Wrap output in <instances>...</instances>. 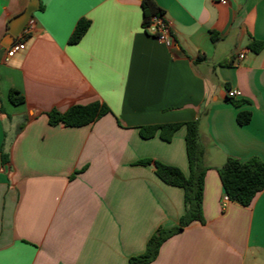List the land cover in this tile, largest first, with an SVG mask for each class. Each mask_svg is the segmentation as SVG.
Listing matches in <instances>:
<instances>
[{
	"label": "crops",
	"instance_id": "0c3cea01",
	"mask_svg": "<svg viewBox=\"0 0 264 264\" xmlns=\"http://www.w3.org/2000/svg\"><path fill=\"white\" fill-rule=\"evenodd\" d=\"M143 1L0 0V264L142 255L158 229L179 225L185 193L139 162L188 176L190 122L209 167L205 222L167 240L151 264H264V191L248 207L231 202L218 173L228 158L264 161V50H251L264 43V0H154L171 47L146 32ZM30 5L35 31L6 60L11 22ZM81 20L90 28L72 45ZM11 90L25 102L14 105ZM229 90L241 97L229 101ZM93 103L110 113L85 127L49 124L53 110ZM168 124L183 125L171 142L141 137Z\"/></svg>",
	"mask_w": 264,
	"mask_h": 264
},
{
	"label": "trees",
	"instance_id": "16d2710c",
	"mask_svg": "<svg viewBox=\"0 0 264 264\" xmlns=\"http://www.w3.org/2000/svg\"><path fill=\"white\" fill-rule=\"evenodd\" d=\"M145 12L144 27L154 16H163V11L154 0H144ZM90 21L81 20L71 38L70 44H78L90 28ZM251 50L260 52L264 50V43L253 41ZM10 100L14 105L23 104L24 97H18V91H10ZM229 101H232L229 99ZM110 113L108 106L93 103L87 106L76 105L64 113L53 110L48 113L51 126L63 125L69 128H79L91 125ZM240 125H248L251 121L250 113H241L237 117ZM181 124H168L162 126L143 127L140 130L143 139H151L159 134L163 141L171 142L175 132ZM187 127L186 149L190 174L185 175L181 169L169 166L156 160H143L140 165L153 166L158 178L165 184L182 188L185 193V214L180 219L177 227L171 229L160 228L148 241L146 251L130 259L129 264H151L159 256L162 245L182 232L186 227L195 222L204 223L203 200L205 178L209 167L205 163V150L200 143V129L197 122H190ZM9 162V155H2V164ZM225 194L231 202L242 206H250L255 198L264 191V161L252 158L242 162L236 158H228L225 165L218 170Z\"/></svg>",
	"mask_w": 264,
	"mask_h": 264
},
{
	"label": "built area",
	"instance_id": "2783aa9c",
	"mask_svg": "<svg viewBox=\"0 0 264 264\" xmlns=\"http://www.w3.org/2000/svg\"><path fill=\"white\" fill-rule=\"evenodd\" d=\"M222 3H226V0H221ZM146 32L156 38V40L167 47H171L174 44V38L172 36V25L163 16H154L150 19L148 24L144 27ZM35 31V22L34 20H30L25 26L22 33L17 38L16 42H14L8 49L5 55V59L9 60L12 58L17 52H19L24 45V41L29 38ZM240 59L244 58V54L239 56ZM227 97L230 100H235L241 97V92L238 90H229L227 92Z\"/></svg>",
	"mask_w": 264,
	"mask_h": 264
},
{
	"label": "water",
	"instance_id": "95a60500",
	"mask_svg": "<svg viewBox=\"0 0 264 264\" xmlns=\"http://www.w3.org/2000/svg\"><path fill=\"white\" fill-rule=\"evenodd\" d=\"M37 11V8L33 5H30L24 13H22L20 16L16 17L11 22V29L9 30V37H8V43L12 45L15 40L19 37L21 32L24 30L27 23L32 19L33 14ZM7 45L4 46V48L8 47ZM4 51L0 50V58L3 56Z\"/></svg>",
	"mask_w": 264,
	"mask_h": 264
}]
</instances>
